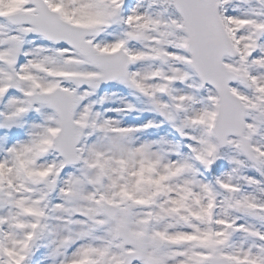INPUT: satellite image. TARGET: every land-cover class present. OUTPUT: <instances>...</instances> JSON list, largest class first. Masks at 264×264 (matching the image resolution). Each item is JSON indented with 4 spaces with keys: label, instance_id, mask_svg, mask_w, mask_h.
Instances as JSON below:
<instances>
[{
    "label": "snow or ice",
    "instance_id": "snow-or-ice-1",
    "mask_svg": "<svg viewBox=\"0 0 264 264\" xmlns=\"http://www.w3.org/2000/svg\"><path fill=\"white\" fill-rule=\"evenodd\" d=\"M0 264H264V0H0Z\"/></svg>",
    "mask_w": 264,
    "mask_h": 264
}]
</instances>
